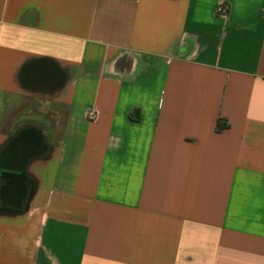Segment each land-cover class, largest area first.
Returning <instances> with one entry per match:
<instances>
[{"label":"crops","instance_id":"obj_1","mask_svg":"<svg viewBox=\"0 0 264 264\" xmlns=\"http://www.w3.org/2000/svg\"><path fill=\"white\" fill-rule=\"evenodd\" d=\"M0 264H264V0H0Z\"/></svg>","mask_w":264,"mask_h":264},{"label":"water","instance_id":"obj_2","mask_svg":"<svg viewBox=\"0 0 264 264\" xmlns=\"http://www.w3.org/2000/svg\"><path fill=\"white\" fill-rule=\"evenodd\" d=\"M43 146V137L37 129H25L13 140L8 157L24 165L27 158L39 152ZM5 176L8 181L4 190H14L21 199L24 198L27 193L24 175L7 173Z\"/></svg>","mask_w":264,"mask_h":264},{"label":"trees","instance_id":"obj_3","mask_svg":"<svg viewBox=\"0 0 264 264\" xmlns=\"http://www.w3.org/2000/svg\"><path fill=\"white\" fill-rule=\"evenodd\" d=\"M229 12V7H225V5H221L218 9V14L219 15H226ZM129 117L132 120L139 121L141 120V113L139 110L135 109L129 113ZM229 127V124L226 120L224 119H219L217 124H216V130L218 132H221L222 130L226 129Z\"/></svg>","mask_w":264,"mask_h":264},{"label":"rangeland","instance_id":"obj_4","mask_svg":"<svg viewBox=\"0 0 264 264\" xmlns=\"http://www.w3.org/2000/svg\"><path fill=\"white\" fill-rule=\"evenodd\" d=\"M36 106L40 107L39 109H42V105H36ZM43 110H45V109H43Z\"/></svg>","mask_w":264,"mask_h":264},{"label":"built area","instance_id":"obj_5","mask_svg":"<svg viewBox=\"0 0 264 264\" xmlns=\"http://www.w3.org/2000/svg\"><path fill=\"white\" fill-rule=\"evenodd\" d=\"M91 115L93 116V113H91Z\"/></svg>","mask_w":264,"mask_h":264}]
</instances>
